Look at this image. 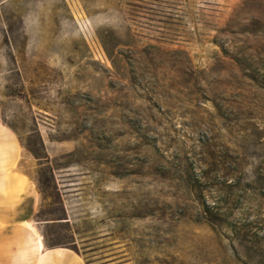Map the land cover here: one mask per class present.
I'll list each match as a JSON object with an SVG mask.
<instances>
[{"label":"rangeland","instance_id":"obj_1","mask_svg":"<svg viewBox=\"0 0 264 264\" xmlns=\"http://www.w3.org/2000/svg\"><path fill=\"white\" fill-rule=\"evenodd\" d=\"M0 136L47 247L264 264V0H0Z\"/></svg>","mask_w":264,"mask_h":264},{"label":"crops","instance_id":"obj_2","mask_svg":"<svg viewBox=\"0 0 264 264\" xmlns=\"http://www.w3.org/2000/svg\"><path fill=\"white\" fill-rule=\"evenodd\" d=\"M18 142L12 137L0 143V264H85L73 247H47L40 228L32 223L38 190L18 168L20 142L16 165L1 166L17 153Z\"/></svg>","mask_w":264,"mask_h":264},{"label":"trees","instance_id":"obj_3","mask_svg":"<svg viewBox=\"0 0 264 264\" xmlns=\"http://www.w3.org/2000/svg\"><path fill=\"white\" fill-rule=\"evenodd\" d=\"M76 250V249H75Z\"/></svg>","mask_w":264,"mask_h":264}]
</instances>
